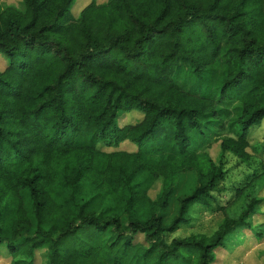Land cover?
<instances>
[{"label":"trees","instance_id":"16d2710c","mask_svg":"<svg viewBox=\"0 0 264 264\" xmlns=\"http://www.w3.org/2000/svg\"><path fill=\"white\" fill-rule=\"evenodd\" d=\"M9 1L0 0V248L9 264H38L41 252L42 264H216L246 231L264 241L255 220L264 167L227 205L212 195L228 154L249 164L259 149L250 134L264 122V0ZM183 66L200 83L222 69L216 95L186 88ZM226 106L238 129L209 138ZM132 112L142 119L121 125ZM124 143L136 150H119ZM196 206L223 213L219 228L169 241Z\"/></svg>","mask_w":264,"mask_h":264},{"label":"rangeland","instance_id":"374dc122","mask_svg":"<svg viewBox=\"0 0 264 264\" xmlns=\"http://www.w3.org/2000/svg\"><path fill=\"white\" fill-rule=\"evenodd\" d=\"M91 0H85L82 5H85V2ZM99 3H104L107 0H97ZM21 0H10L8 4L13 6H20ZM73 17V14L71 13ZM68 20H63V22H67ZM0 69H3L7 66V60L4 56L0 55ZM189 68L183 66L182 75H181V83L183 82L186 88H200L201 90L208 89L216 95L217 87L220 84L222 79V69H217L215 71L210 72L207 75V79L205 82L200 83L198 79L193 78L189 73ZM210 86V87H208ZM202 92V91H201ZM224 114L222 118L218 121L217 125L213 129L211 133H209V138L214 137L216 134L220 136H228L233 135V131L237 130L238 127L235 126V120L237 116V111L233 106L224 107ZM142 119V115L137 112H132L123 115L120 119V124H135L139 120ZM219 127V128H217ZM250 141L252 146H258L259 149L257 152L251 148L249 152L253 155V159L249 164L243 163L238 158L234 157L231 154H228L226 157V179L219 186L218 190L212 195L216 199L218 205L225 206L230 201H232L235 197V192L238 187H240L246 180L248 176H250L253 172L262 170L264 167V150L262 147L264 145V122L257 128H254L250 134ZM119 150H125L129 152H133L136 150V147L130 143H124L121 145ZM210 154L214 160L218 159L220 154L219 145H215ZM193 178V179H192ZM188 178L186 183H190L188 186L194 185V177ZM160 182H157L153 189L150 191V196L155 198L160 189ZM182 184V188H183ZM186 190V189H183ZM260 198H264V188L259 193ZM231 208H234L231 206ZM177 213L176 207L172 208L168 213V218L170 219L173 215ZM191 216L193 221L190 225H185L181 227V229L174 233L168 235L169 241L173 239H183L188 238L193 234H204L207 236H211L221 225L225 215L221 212H214L210 209L203 206H196ZM256 223L264 224V207L262 209V214L258 215L256 218ZM248 239L244 245H241L234 250L229 249H220L217 253V262L216 264H264V241L259 243L252 237V233L250 231H246ZM6 248L2 246L0 248V264H9L10 259L6 258ZM5 252V253H4ZM5 255V256H4ZM43 252L38 255L37 263L42 264Z\"/></svg>","mask_w":264,"mask_h":264},{"label":"crops","instance_id":"0c3cea01","mask_svg":"<svg viewBox=\"0 0 264 264\" xmlns=\"http://www.w3.org/2000/svg\"><path fill=\"white\" fill-rule=\"evenodd\" d=\"M89 1L85 2V4H88Z\"/></svg>","mask_w":264,"mask_h":264}]
</instances>
